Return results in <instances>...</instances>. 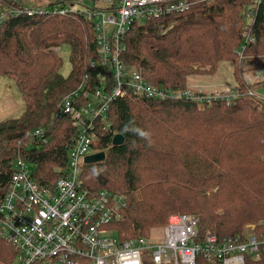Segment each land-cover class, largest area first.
Instances as JSON below:
<instances>
[{
  "label": "trees",
  "instance_id": "1",
  "mask_svg": "<svg viewBox=\"0 0 264 264\" xmlns=\"http://www.w3.org/2000/svg\"><path fill=\"white\" fill-rule=\"evenodd\" d=\"M188 1L185 11L171 16L175 23L166 33H158L164 18L129 33L122 61L141 67L150 84L174 91L188 87L195 66L215 71L220 61H232L241 95L206 104L130 93L112 102L109 126L97 122L93 145L104 159L85 162L81 180L94 193H125L122 218L110 225L122 240L149 236L174 213L198 215L200 234L210 229L221 242L233 236L247 240L264 228V103L247 94L258 82L253 86L243 78L247 70L264 69V3L255 5L248 24L252 0ZM6 6L23 4L0 0V9ZM9 16L0 24V76L14 79L25 110L0 122V198L18 158L33 164L41 186L54 187L64 175L77 130L70 116L57 115V106L87 70L95 77L103 69L89 67L97 51L96 28L82 15ZM247 25L255 40L245 43ZM244 43L239 56L236 50ZM66 44L72 68L64 76L63 58L54 47ZM40 128L44 135L33 134ZM116 133L124 136L123 144L112 143ZM14 253L0 237V264ZM198 264L210 263L198 256ZM246 264H264V247L259 257L248 255Z\"/></svg>",
  "mask_w": 264,
  "mask_h": 264
},
{
  "label": "built area",
  "instance_id": "2",
  "mask_svg": "<svg viewBox=\"0 0 264 264\" xmlns=\"http://www.w3.org/2000/svg\"><path fill=\"white\" fill-rule=\"evenodd\" d=\"M87 1L92 5L85 4V0H56L0 12V24L10 14L82 15L96 28L97 51L95 58L89 59V67L103 68L95 77L87 70L77 87L59 101L57 115L70 116L77 135L68 154L67 169L55 186L39 185L32 175L33 164L16 160L0 198V237L10 243L15 253L10 262L1 264H198V256L210 264H246L248 255L259 257L264 247V228L250 233L247 240L233 236L221 242L210 229L200 234V217L192 213L175 214L158 240L150 235L122 240L110 227L122 218L127 196L110 189L94 193L83 186L81 177L84 157L98 138L97 122L109 126L112 102L132 93L153 100L186 98L211 104L222 99L228 103L241 94L229 88L213 92L189 86L167 90L150 84L141 67L122 61L124 39L129 33H137L139 19L164 18L157 24L158 33L164 34L175 23L171 16L190 6L188 0ZM252 1L255 5L264 3ZM244 37L245 43L255 40L249 32ZM245 43L237 53L243 55ZM247 94L257 96L252 89ZM257 99L264 103V96ZM33 134L44 135V131L40 128Z\"/></svg>",
  "mask_w": 264,
  "mask_h": 264
},
{
  "label": "rangeland",
  "instance_id": "3",
  "mask_svg": "<svg viewBox=\"0 0 264 264\" xmlns=\"http://www.w3.org/2000/svg\"><path fill=\"white\" fill-rule=\"evenodd\" d=\"M19 3H22L25 6H31L35 4H46L48 0H17ZM39 2V3H38ZM87 5L90 4L87 0L84 2ZM85 9V7H82ZM8 7H4V9H0L1 11H7ZM255 4H251L250 8L246 12V19L248 24L253 22L252 14L254 13ZM141 24L145 23L146 21L144 19H139ZM252 21V22H251ZM247 30L245 33L249 32L248 29L250 28L248 25L246 26ZM244 33V35H245ZM54 50L57 51L58 55L63 58V67L61 69V72L64 76H67L72 68V62L70 56V46L68 44L61 46V47H54ZM237 51V50H236ZM239 56H242V53L239 54ZM215 71H211V67L205 66V67H197L195 66L198 71L195 73H192L187 76L186 83L187 85H190L191 80H198V84L203 83L206 85H210L207 88H213V89H203L204 87H199L198 84L191 82V86L193 89H200L204 92H213V91H221V90H228L229 89H238V83L234 79V66L232 61H220L216 66ZM261 69L256 70H247L243 74L244 80L248 81L251 85L256 86L253 87L252 91H254L256 97H253L255 101H257L258 96H264V74H260ZM192 78V79H191ZM190 80V81H189ZM198 86V87H197ZM252 97V96H251ZM257 99V100H256ZM25 110V103L22 102L21 98V92L19 88L17 87L14 79H11L10 77L6 76H0V122L6 119H9L10 117H17L23 114ZM93 148L90 149L89 153H94ZM98 152V151H96ZM87 155V154H86ZM31 170H34V166L31 165ZM180 214V213H174L171 215L167 221L172 219L174 215ZM160 225L159 227L151 228L148 235L152 236L155 239H160L163 234L164 230L163 228L167 224ZM250 226V225H249ZM113 233H109V235H112ZM114 235H116L114 233Z\"/></svg>",
  "mask_w": 264,
  "mask_h": 264
},
{
  "label": "water",
  "instance_id": "4",
  "mask_svg": "<svg viewBox=\"0 0 264 264\" xmlns=\"http://www.w3.org/2000/svg\"><path fill=\"white\" fill-rule=\"evenodd\" d=\"M260 74H264V69L260 70ZM124 142V136L120 133H116L113 136L112 143L114 145L123 144ZM105 153L103 151L94 152L87 154L84 159L86 163H92V162H99L100 160L104 159Z\"/></svg>",
  "mask_w": 264,
  "mask_h": 264
},
{
  "label": "crops",
  "instance_id": "5",
  "mask_svg": "<svg viewBox=\"0 0 264 264\" xmlns=\"http://www.w3.org/2000/svg\"><path fill=\"white\" fill-rule=\"evenodd\" d=\"M192 79V78H191ZM190 81V80H189ZM198 81H199V79L198 80H191V82H194V83H196V84H198ZM191 82H190V85H188L190 88H192V87H195V85L194 86H191ZM198 86L199 87H204L203 89L205 90V89H213V88H207V87H209L210 85H206V84H203V83H200V84H198ZM197 86V87H198Z\"/></svg>",
  "mask_w": 264,
  "mask_h": 264
}]
</instances>
